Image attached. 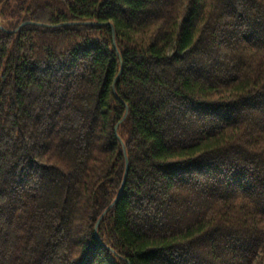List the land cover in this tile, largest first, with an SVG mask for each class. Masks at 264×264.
Masks as SVG:
<instances>
[{
  "label": "trees",
  "instance_id": "trees-1",
  "mask_svg": "<svg viewBox=\"0 0 264 264\" xmlns=\"http://www.w3.org/2000/svg\"><path fill=\"white\" fill-rule=\"evenodd\" d=\"M0 17V264H264V0Z\"/></svg>",
  "mask_w": 264,
  "mask_h": 264
},
{
  "label": "water",
  "instance_id": "water-1",
  "mask_svg": "<svg viewBox=\"0 0 264 264\" xmlns=\"http://www.w3.org/2000/svg\"><path fill=\"white\" fill-rule=\"evenodd\" d=\"M126 176V175H125ZM125 178V177H124ZM123 184H124V182H123ZM123 184H122V186H123ZM121 190H122V188L120 189V191H119V193L117 194V196H116V199H115V201L118 199V197H119V195H120V193H121ZM114 201V202H115ZM113 204L114 203H112L104 212H103V214H102V216L113 206ZM101 216V217H102Z\"/></svg>",
  "mask_w": 264,
  "mask_h": 264
},
{
  "label": "rangeland",
  "instance_id": "rangeland-1",
  "mask_svg": "<svg viewBox=\"0 0 264 264\" xmlns=\"http://www.w3.org/2000/svg\"><path fill=\"white\" fill-rule=\"evenodd\" d=\"M0 21H1L0 23H2V22H3V20L1 19V17H0ZM2 24H3V23H2Z\"/></svg>",
  "mask_w": 264,
  "mask_h": 264
}]
</instances>
